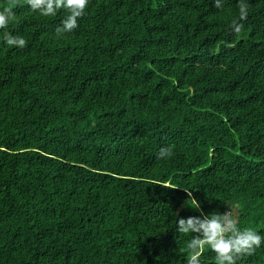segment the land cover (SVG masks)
I'll return each mask as SVG.
<instances>
[{"label":"trees","instance_id":"obj_1","mask_svg":"<svg viewBox=\"0 0 264 264\" xmlns=\"http://www.w3.org/2000/svg\"><path fill=\"white\" fill-rule=\"evenodd\" d=\"M245 2L240 21L238 0H89L63 38L62 11L11 6L27 44L0 40V264H186L183 189L264 236V0Z\"/></svg>","mask_w":264,"mask_h":264},{"label":"clouds","instance_id":"obj_2","mask_svg":"<svg viewBox=\"0 0 264 264\" xmlns=\"http://www.w3.org/2000/svg\"><path fill=\"white\" fill-rule=\"evenodd\" d=\"M29 10L38 13L40 17H55L59 12L64 16L60 26L55 29V36L63 38L65 34L73 32L79 26V20L86 14L89 0H24ZM215 7H222V0H214ZM20 0H8L7 7L0 10V40L8 48L24 49L26 40L23 36H14L7 31L10 23L17 20L12 5H19ZM239 20L247 19L249 5L245 0H238ZM235 34L239 35L243 24L232 22ZM173 155L171 146L162 147L158 159H165ZM188 196L185 204L201 213L200 217L180 218L176 224V231L190 239L186 242L184 251L187 253L186 264H201V257L205 249L214 254V264H237L245 256H251L264 243V236L253 228L239 226V221L233 207L223 214L213 212L205 214L201 210L200 202L194 198L189 189H183Z\"/></svg>","mask_w":264,"mask_h":264}]
</instances>
